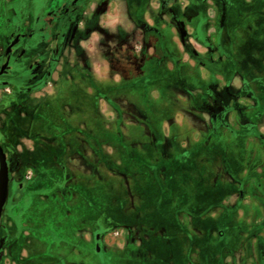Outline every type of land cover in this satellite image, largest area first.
Returning <instances> with one entry per match:
<instances>
[{"label": "rangeland", "instance_id": "374dc122", "mask_svg": "<svg viewBox=\"0 0 264 264\" xmlns=\"http://www.w3.org/2000/svg\"><path fill=\"white\" fill-rule=\"evenodd\" d=\"M194 2L90 0L62 75L0 83L28 264H264V0Z\"/></svg>", "mask_w": 264, "mask_h": 264}, {"label": "flooded vegetation", "instance_id": "af4514ba", "mask_svg": "<svg viewBox=\"0 0 264 264\" xmlns=\"http://www.w3.org/2000/svg\"><path fill=\"white\" fill-rule=\"evenodd\" d=\"M89 5L90 0H66L60 7L50 9L40 20H34V25L30 23L27 25L28 20H26L23 27L18 26L10 32L0 44V69L6 64L4 71L0 74V83L12 86V92L18 94L16 90L19 82L27 85L26 91H32L34 86L43 81V78L51 76L59 64V57L64 54L66 45L71 43L77 45V41L73 40L78 32L77 20L85 14ZM46 33L49 34L47 38ZM35 42L44 50L32 55L30 48ZM21 59H24L23 72L17 77H25L26 82L14 80L16 65ZM3 151L8 165L4 148ZM23 187V183L17 184L19 190ZM17 197L16 193L14 198ZM5 204L6 202L3 205L0 222L5 211ZM8 219L15 223L13 217L8 216ZM25 219L27 218L24 216L19 218L22 223ZM17 232L16 227L15 233ZM13 235L15 236L14 233ZM1 236L0 233V264H28L29 253L25 247L28 241L25 240L24 243L21 241L20 245L17 244L13 248L11 234L7 232L3 238Z\"/></svg>", "mask_w": 264, "mask_h": 264}, {"label": "crops", "instance_id": "0c3cea01", "mask_svg": "<svg viewBox=\"0 0 264 264\" xmlns=\"http://www.w3.org/2000/svg\"><path fill=\"white\" fill-rule=\"evenodd\" d=\"M65 1L66 0H63V2L57 3V5L55 7L50 8L49 4L51 3V0H49V3H48V0H47L46 4H48V7L45 8L44 5L42 6V4H39L40 0H0V42H1L0 44H2V42L5 40V37L8 34H10V32L14 31L18 26L23 27L25 25L26 20H28L27 25L29 23H30V25H34V20H40L43 16H45L49 12L50 9H56V8L60 7ZM192 1H195L194 3H197L198 0H192ZM109 2H111V0L110 1L100 0V3H104L106 7L109 4ZM179 7L180 8L182 7L181 4H179ZM150 8H151V4H150ZM24 11L27 13V16L25 17L27 19H25V21L24 20L20 21L18 18L22 16ZM59 74L62 75L63 73H58V72L52 73V75H54L53 79L54 78L57 79ZM65 79H69V76L68 75L65 76ZM21 95L29 97V96L35 95V94H33L32 91H25ZM36 95L39 96V94H36ZM189 124L190 123L188 122V125ZM199 125L200 124H195L194 127L193 126H191V127L197 129L198 127H200ZM229 126L230 125L227 124L226 127H229ZM210 128H211L210 125L205 126V129H206L207 132L208 131L211 132ZM245 128H246V126H245ZM195 134H199V133L196 132ZM83 142L84 141L81 140L80 145H77V146H82ZM65 145H66V148H65L66 149V153H64V155H63L64 157H66L68 155V153L75 148L76 142H73L71 146L69 145V142L65 143ZM58 146H60V145H58ZM71 147H73V148H71ZM163 172H164L163 169L158 170L159 174L157 175V177H159V178L163 177L164 176ZM170 172H171L172 177L178 176V174H175L172 171H170ZM188 185L196 188L197 181L195 180L194 183H193V178L192 177H188ZM188 185L182 186V188L184 189V194H185V192L187 190L186 187ZM178 228H180V227L178 226ZM100 236H99L100 238L107 237V232H102ZM103 238H102V240H103ZM156 253L158 254L159 251H156ZM226 257H228V256H225L223 258V261H224L223 264H228L226 262V259H225Z\"/></svg>", "mask_w": 264, "mask_h": 264}, {"label": "water", "instance_id": "95a60500", "mask_svg": "<svg viewBox=\"0 0 264 264\" xmlns=\"http://www.w3.org/2000/svg\"><path fill=\"white\" fill-rule=\"evenodd\" d=\"M5 65L6 64H4L1 67L0 74L4 71ZM7 194H8V165L6 162L5 153L0 144V217L3 210V205L7 200Z\"/></svg>", "mask_w": 264, "mask_h": 264}]
</instances>
